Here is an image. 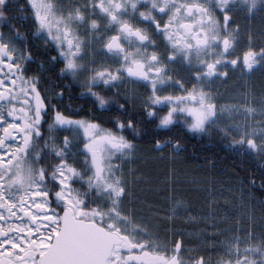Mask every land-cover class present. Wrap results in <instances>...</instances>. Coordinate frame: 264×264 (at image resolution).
Listing matches in <instances>:
<instances>
[{
	"label": "flooded vegetation",
	"instance_id": "obj_1",
	"mask_svg": "<svg viewBox=\"0 0 264 264\" xmlns=\"http://www.w3.org/2000/svg\"><path fill=\"white\" fill-rule=\"evenodd\" d=\"M248 16L239 0H0V62L10 68L11 84L0 88V264L51 262L65 209L109 228L93 217L89 194L77 193V144L89 157L86 140L100 139L94 132L85 140L81 126L103 132L109 148H147L127 128L153 125L169 134L177 125L183 133L182 116L199 110L204 93L220 94L241 78L257 81L264 39L257 16ZM77 54L86 59L85 78L75 72ZM31 62L40 63L39 85L24 71ZM75 87L103 93L105 104L96 107L120 120L102 125L75 117ZM63 89L71 93L64 99ZM112 94L124 104L109 105ZM162 136L152 147L167 158H182L192 139ZM141 153L152 151L133 155ZM126 236L105 264H185L180 234L172 235V253Z\"/></svg>",
	"mask_w": 264,
	"mask_h": 264
},
{
	"label": "rangeland",
	"instance_id": "obj_2",
	"mask_svg": "<svg viewBox=\"0 0 264 264\" xmlns=\"http://www.w3.org/2000/svg\"><path fill=\"white\" fill-rule=\"evenodd\" d=\"M239 5L249 18L257 16L263 33L264 0H239ZM85 62L78 54L74 58L80 69L75 72L84 78ZM9 74L8 65L0 62V88H10ZM246 81L241 78L232 86L229 83L220 94L204 93L194 106L199 110L187 109V113L196 128L210 122L264 154V87L260 90L256 81ZM94 132L100 136L98 143L87 139ZM78 133L87 139L83 149L90 153L89 179L95 180L101 197L96 214L135 245L143 243L172 253L175 233L183 236L185 264L198 258L202 264H264V217L255 212L246 195L233 190L236 185L207 179L203 172L179 168L178 163L163 166V159L174 158L162 153L133 155L148 152L145 147L109 148L107 144H112L107 136L88 126H81ZM67 179L63 172V183ZM64 193L71 201L69 190Z\"/></svg>",
	"mask_w": 264,
	"mask_h": 264
},
{
	"label": "trees",
	"instance_id": "obj_3",
	"mask_svg": "<svg viewBox=\"0 0 264 264\" xmlns=\"http://www.w3.org/2000/svg\"><path fill=\"white\" fill-rule=\"evenodd\" d=\"M264 39L263 33H259ZM30 52L32 53L35 46L29 45ZM26 74H31L36 78L35 82L39 85L38 77L40 73V63L31 62L23 65ZM29 71H28V70ZM62 81L65 78H61ZM264 72L254 83L257 89H263ZM72 96L76 99V112L73 114L78 118H86L98 124H106L105 121L111 120L118 122L119 116L105 117L104 112L100 111L96 104L101 106L105 104L104 94L101 92H89L82 88H72ZM63 94L65 90L63 89ZM71 93H66L63 97L70 96ZM90 103H87V100ZM109 105H122L121 98L115 94L110 95ZM127 108V107H125ZM142 121H146L149 118V114L145 111L140 112ZM183 119V120H182ZM175 121L179 119H174ZM183 124L182 129L186 130L181 132L177 125H174L172 131L167 133L165 128H158L153 125H146L134 128H127V132L136 137L137 141L143 144H148L147 149L152 151L153 156H156L157 152L153 149V145L159 141V137L165 138L167 135H173L174 138L185 134L192 138L189 143L185 144V150L179 154L183 156L177 159H160L163 161V166L169 163H173V167L178 163V167L190 168L193 172H203L207 179H213L214 181L224 182L228 185H236L233 188L234 191L242 192L247 196V200L253 205L255 212L258 215L264 217V154L259 149L253 147L250 143L237 139L231 136L220 127L212 124H205L201 128H196L190 117L185 115L181 118ZM146 124V123H144ZM158 137V139L156 138ZM176 142V140L172 141ZM80 143L77 144V158L75 167L78 170L76 185L78 191L84 196H88L92 199L94 208H98L101 204V197L97 193L94 185V180L87 181L86 178L90 175V167L88 166V157L80 150ZM168 147H171V142L168 143ZM164 151V150H163ZM166 152V150H165ZM149 155V156H150ZM178 156V155H176ZM158 159V157L156 158ZM176 166V165H175ZM88 197V198H89Z\"/></svg>",
	"mask_w": 264,
	"mask_h": 264
},
{
	"label": "water",
	"instance_id": "obj_4",
	"mask_svg": "<svg viewBox=\"0 0 264 264\" xmlns=\"http://www.w3.org/2000/svg\"><path fill=\"white\" fill-rule=\"evenodd\" d=\"M121 241L115 232L92 221L75 219L69 210H65L61 229L49 246L47 255L52 261L45 263L104 264L113 247Z\"/></svg>",
	"mask_w": 264,
	"mask_h": 264
}]
</instances>
